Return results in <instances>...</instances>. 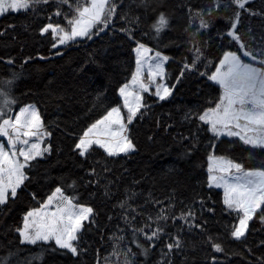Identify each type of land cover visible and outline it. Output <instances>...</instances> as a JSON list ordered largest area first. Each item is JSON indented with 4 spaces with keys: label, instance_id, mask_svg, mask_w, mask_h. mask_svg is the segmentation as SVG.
I'll return each instance as SVG.
<instances>
[{
    "label": "snow or ice",
    "instance_id": "obj_1",
    "mask_svg": "<svg viewBox=\"0 0 264 264\" xmlns=\"http://www.w3.org/2000/svg\"><path fill=\"white\" fill-rule=\"evenodd\" d=\"M251 3L252 0H227V3L213 0V8L206 14L212 20L207 19L202 10L193 14V10L188 8L189 23L184 32L189 37L187 43L190 47L187 51L192 56L183 63L176 78L179 83L185 72H198L199 67L204 65V45L207 41L202 33L213 27L215 18H222L225 22L224 30L218 29L217 35L221 41L227 42V49L217 58L214 71L199 73L201 76L206 75L208 88L215 91L218 86L219 94L203 109L185 111L183 119L187 122L195 120L197 132L210 133L209 147L212 152L207 156V187L223 190L222 211L229 217L234 216L237 221L231 223L229 235L241 243L250 234V222L256 219L264 225V168H245L242 163L214 153L218 147L216 141H221L222 137H235L248 146L250 153L259 151L264 155V33L257 38L251 27L242 31V16L245 13L248 17L259 16L264 21V10L256 11ZM45 6L53 10L54 16H63L66 22L65 25L48 23L40 28L41 36L51 33L55 41L52 44L54 49L74 42L77 38L92 40L94 36L109 29L116 19L131 25L126 27L122 24L119 29L133 42L135 46L132 51L136 54V70L130 83L118 88L126 115H122L120 106L111 107L106 114L86 127L72 145V151L82 161H88L97 149L103 150L107 158L130 156L137 151V145L129 134V126L146 114L141 109L150 107L143 93H150L159 101H166L172 95V87L162 83L165 79L164 65L170 57L160 50L163 37L172 29L171 16L152 7L149 0H137V7L145 10L151 8L153 15L148 19H144L143 14H135L130 7L126 11L124 0H0V15L20 11L38 15L39 9ZM65 6L67 11L64 10ZM229 6L233 9L231 15L226 14ZM195 20L199 24L194 27ZM141 24H147L148 32L144 35L156 41L155 48L148 47L137 38L136 31ZM2 35L4 33H0ZM61 54L60 51L55 53ZM39 59L45 60L47 57L41 55ZM6 63L12 65L14 60L8 59ZM145 64L149 69L148 82L142 79ZM19 79L15 72L0 78V137L7 141L6 144L0 142V207H6L10 199L14 201L18 197V190H22L25 181L29 180L26 169L35 167L32 162L38 163V158L44 159L45 154L51 155L53 152L51 142L45 143L52 133L45 127L38 108L34 104H26L14 111L19 103L15 95ZM152 85L155 86L154 92H150ZM50 95L55 99H63L55 94ZM181 139L186 140L188 137L181 135ZM197 139L193 134V149ZM190 155L191 151L185 149L180 158ZM100 163L95 161L86 171L87 176L95 178L98 186L103 177L97 172L95 164ZM110 170L105 161L101 171ZM87 182L92 184L93 180ZM111 183L109 181L103 185L105 197L114 195ZM139 183L138 180L133 181V184ZM68 187L75 188L76 181L72 180ZM174 192L168 195V207L165 208L164 201L153 197L151 192L143 203H136L142 193L131 187L124 190L123 197L115 205L121 209L119 215L124 224L123 227L118 224L116 228L122 234L113 232L109 237L112 242L111 251L104 257L105 264H109L111 257H116L112 264H149L157 248L159 259L154 264H174L172 256L181 252L185 246L181 233L193 229L207 231V220L202 213L197 215L190 204L180 201L183 207L177 214ZM75 200V196L65 195L63 187L57 186L39 207L28 210L23 215L22 224L13 230L16 242L0 246V264H47L48 257L54 255L79 260L87 251L82 247V233L87 230L83 222L95 224V214L92 207L80 205ZM198 202L201 209L205 210V199L201 198ZM147 205H152L154 211L149 210ZM157 205L160 207L157 208ZM206 210L215 212L211 206ZM181 221L182 224L179 223ZM184 225H187L186 229ZM170 228L175 229V232L170 231ZM126 235L131 237L127 243ZM206 242L214 253L225 252L222 244L216 242L213 236L208 235ZM129 244H134L136 250L129 247ZM261 244L264 245V241ZM257 260L259 264H264V257H258ZM211 261L216 264V257L212 256ZM97 264H100L99 257Z\"/></svg>",
    "mask_w": 264,
    "mask_h": 264
},
{
    "label": "trees",
    "instance_id": "obj_2",
    "mask_svg": "<svg viewBox=\"0 0 264 264\" xmlns=\"http://www.w3.org/2000/svg\"><path fill=\"white\" fill-rule=\"evenodd\" d=\"M223 2L227 3V0ZM149 3L171 16L172 29L163 37L160 50L170 57L164 65L165 79L162 83L172 87V95L166 101H159L154 95L143 93L150 107L141 109L146 114L129 126L137 151L128 157L114 159L107 158L103 150L97 149L88 161H82L72 151V145L86 127L111 107L120 106L126 115L118 88L131 81L136 56L132 51L133 42L119 31L125 22L116 19L109 29L92 40H77L54 49L52 44L55 41L51 33L41 36L40 28L48 23L65 25L66 22L63 16H54L52 9L45 6L39 9L38 15L21 11L8 12L0 17V33H4L0 36V78L9 76L11 72L19 75L15 89L19 103L14 111H18L20 106L34 104L45 127L52 133L45 143L50 141L53 145L51 155L45 154L44 159L38 158V163L32 162L34 168L26 169L29 180L25 181L22 190H18V197L14 201L10 199L6 207H0V246L14 244L16 234L13 230L22 224L23 215L39 207L55 187L62 186L65 195L76 197V203L93 208L95 224L85 223L87 230L82 233V247L87 251L79 260L54 255L48 257L47 264H97L98 257L100 264H105L104 257L111 251L109 237L113 232L121 235L116 226L123 227L124 224L119 215L121 209L115 205L123 197L124 190L131 187L142 193L136 203H143L151 192L153 197L164 201L165 208L168 207V195L175 190L177 214L183 207L180 201H183L207 220L206 232L193 229L181 233L185 246L172 256L174 264H212V256L216 257V264H259L257 258L264 257V245L261 244L264 241V225L258 220L250 222V234L243 243L230 237L231 223L237 221L234 216L229 217L222 211L223 193L207 187V156L212 152L209 147L210 133L197 132L195 120L187 122L183 119L185 111L203 109L219 94L218 86L215 91L208 88L206 75L199 73L214 71L217 58L227 49V42L221 41L217 35L218 29L224 30L225 22L222 18H215L213 27L202 33L207 41L204 45L206 66L201 65L198 72H185L177 83L183 63L192 56L187 51L189 37L184 32L189 23L188 8L193 10V14L202 10L206 18L212 20L206 14L213 8V0H149ZM124 6L126 11L130 7L135 14H143L144 19L153 15L151 8L137 7V0H124ZM251 7L258 12L264 10V0H252ZM64 10L67 11V6ZM232 10L229 6L226 14L231 15ZM242 20V31L251 27L257 38L264 33V21L259 16L248 17L245 13ZM198 24L199 21L195 20L193 26ZM8 25L14 27L9 28ZM145 32H148L147 24H141L136 31L137 38L148 47L155 48L156 41L144 35ZM57 51L62 54L55 55ZM41 55L47 59L40 60ZM8 59L14 60V63L8 65ZM25 60L28 62L25 63ZM50 94L63 99H55ZM193 134L198 137L194 149ZM181 135L188 139L182 140ZM221 141H216L218 147L214 154L227 156L242 163L245 168H264V155L259 151L250 153L248 147L235 140L221 138ZM185 149H189L191 155L180 158ZM95 161L101 162L95 164L97 172L103 177L99 186L95 178L86 175ZM105 161L111 169L108 172L101 171ZM89 179L93 180L92 184H88ZM72 180L76 181L75 188L68 187ZM134 180L140 183L133 184ZM109 181L112 182L110 187L114 195L105 197L103 185ZM201 198L206 201L205 210L198 202ZM208 206L213 207L215 212H208ZM147 208L154 211L152 205H147ZM169 230L175 232V229ZM208 235L222 244L224 253L212 251L206 242ZM129 239L131 237L126 235L125 243ZM128 246L136 250L134 244ZM154 251L149 264L159 259V248ZM115 260L116 257H111L109 264Z\"/></svg>",
    "mask_w": 264,
    "mask_h": 264
},
{
    "label": "rangeland",
    "instance_id": "obj_3",
    "mask_svg": "<svg viewBox=\"0 0 264 264\" xmlns=\"http://www.w3.org/2000/svg\"><path fill=\"white\" fill-rule=\"evenodd\" d=\"M21 12V11H20ZM13 13V12H12ZM15 13H18V12H15ZM6 14V13H5ZM1 16H3V15H0V17ZM77 40H80L79 38H77ZM69 43H71V42H69ZM61 46H63V45H61ZM60 46V47H61ZM153 53H149V55H152ZM136 55V54H135ZM136 70V69H135ZM148 72H149V69H148V65L147 64H145L144 65V67H143V69H142V79L145 81V82H148ZM157 79H159V78H157ZM151 88H153L154 90H155V86L154 85H152L151 86ZM154 90H151L150 92H154ZM148 94H150V93H148ZM122 99V98H121ZM156 99H158L157 97H156ZM122 108H123V100H122ZM124 112H125V114H126V109H124ZM122 115H124V113H123V111H122ZM222 138H225V139H229V140H235V141H238L241 145H243L242 144V142H240L239 140H238V138H235V137H233V138H227V137H222ZM0 142H3V143H7V141H6V139L5 138H2V137H0ZM44 145H42V147H43ZM243 146H245V145H243ZM245 147H248V146H245ZM218 190H220L222 193H223V190L222 189H218ZM88 221H84L83 223L85 224V223H87Z\"/></svg>",
    "mask_w": 264,
    "mask_h": 264
}]
</instances>
